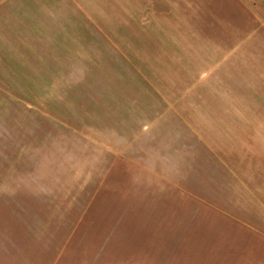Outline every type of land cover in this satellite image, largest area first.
<instances>
[{"label": "crops", "instance_id": "obj_1", "mask_svg": "<svg viewBox=\"0 0 264 264\" xmlns=\"http://www.w3.org/2000/svg\"><path fill=\"white\" fill-rule=\"evenodd\" d=\"M0 209V264H264L263 5L0 0Z\"/></svg>", "mask_w": 264, "mask_h": 264}, {"label": "rangeland", "instance_id": "obj_2", "mask_svg": "<svg viewBox=\"0 0 264 264\" xmlns=\"http://www.w3.org/2000/svg\"><path fill=\"white\" fill-rule=\"evenodd\" d=\"M257 2H258V4L261 6V5H263V7H264V0H257ZM24 91H22V90H20V91H18V93H23ZM17 117H32L31 116V114H29L28 116H25L24 115V112L22 113L20 110H19V107H18V109H17ZM35 124V123H34ZM65 172H68V171H65ZM2 212H1V209H0V214H1ZM0 222L1 223H3V221L1 220V218H0Z\"/></svg>", "mask_w": 264, "mask_h": 264}]
</instances>
